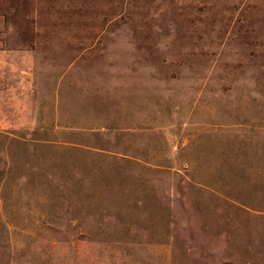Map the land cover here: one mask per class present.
<instances>
[{"label":"rangeland","instance_id":"374dc122","mask_svg":"<svg viewBox=\"0 0 264 264\" xmlns=\"http://www.w3.org/2000/svg\"><path fill=\"white\" fill-rule=\"evenodd\" d=\"M0 45V264H264V0H0Z\"/></svg>","mask_w":264,"mask_h":264},{"label":"crops","instance_id":"0c3cea01","mask_svg":"<svg viewBox=\"0 0 264 264\" xmlns=\"http://www.w3.org/2000/svg\"><path fill=\"white\" fill-rule=\"evenodd\" d=\"M7 49L6 47H3L2 45H0V59H2V62H4V64L7 65ZM4 59V61H3Z\"/></svg>","mask_w":264,"mask_h":264}]
</instances>
